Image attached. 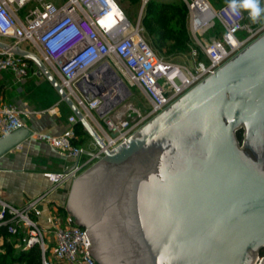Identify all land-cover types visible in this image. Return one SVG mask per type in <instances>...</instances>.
I'll return each instance as SVG.
<instances>
[{
  "label": "water",
  "instance_id": "obj_1",
  "mask_svg": "<svg viewBox=\"0 0 264 264\" xmlns=\"http://www.w3.org/2000/svg\"><path fill=\"white\" fill-rule=\"evenodd\" d=\"M0 49L34 63L102 147L37 53L1 40ZM100 69L110 87L96 110L103 118L131 90L109 63ZM76 87L87 100L105 91L92 76ZM31 136L22 127L1 138L0 158ZM97 157L72 181L65 206L86 230L97 264H257L264 251V33Z\"/></svg>",
  "mask_w": 264,
  "mask_h": 264
},
{
  "label": "built area",
  "instance_id": "obj_2",
  "mask_svg": "<svg viewBox=\"0 0 264 264\" xmlns=\"http://www.w3.org/2000/svg\"><path fill=\"white\" fill-rule=\"evenodd\" d=\"M34 0H0V40L11 39L12 45L37 40L39 55L48 69L58 76L68 96L95 129L103 145L88 151L75 144V126L78 118L73 113L68 127L60 135L44 134L40 139L59 150L66 158L75 159L77 165L64 172H48L53 186L72 183L83 171L95 164L106 150H114L131 138L151 119L165 111L190 92L207 77L213 75L231 58L264 33V26L247 28L246 15L241 9L234 13L229 3L214 9L206 0V6L194 9L197 0L190 4L192 23L202 18L203 12L212 11L222 25L221 38L202 40L196 38L197 47L192 50L193 66L170 62L159 57L142 35L141 21L136 24L128 18L116 0H67L59 7L48 0H37L42 8L32 10L26 19L19 15ZM151 0H142L146 6ZM259 22V17L255 21ZM246 31L240 38L238 33ZM113 59L111 65L108 60ZM109 63L117 74L130 86H139L148 96L151 108L142 112L133 105L101 118L93 113L103 104L102 96L108 90L87 100L77 89L81 81L93 80L101 73L100 68ZM12 71L21 81L30 73L40 74L31 63L8 51L0 49V72ZM113 113V114H112ZM25 127L21 111L13 104L0 105V139ZM91 154L97 155H91ZM86 159L80 163V159ZM46 196L15 206L0 198V229L10 236L23 235V250L39 246L41 264H54L48 257L51 252L59 264H97L88 253L86 230L70 218L53 215L49 225L43 220L42 203ZM52 238L48 241L45 233ZM54 245L51 246L52 243ZM262 255L257 264H259Z\"/></svg>",
  "mask_w": 264,
  "mask_h": 264
},
{
  "label": "crops",
  "instance_id": "obj_3",
  "mask_svg": "<svg viewBox=\"0 0 264 264\" xmlns=\"http://www.w3.org/2000/svg\"><path fill=\"white\" fill-rule=\"evenodd\" d=\"M222 35L202 40L219 39ZM196 47L195 41L192 50ZM24 49L35 52L28 48ZM108 61L113 65V59ZM30 63L34 69H37L34 63ZM55 76L58 78L56 74ZM43 81L48 83L41 74L30 73L27 78L20 81L12 71L0 72V105L13 104L17 106L21 111L25 127L32 131V136L29 139L0 158V198L22 207L28 201L45 195L46 198L42 203V222L48 226L53 215L62 216L63 212L66 215L65 218L69 217L65 206L71 184L66 183L55 187L47 178L46 173L68 171L75 166L77 160L66 158L59 150L40 139V136L44 134H62L70 127L68 119L73 114L52 86V90L47 92L49 97L47 96L46 88L42 87ZM93 82L103 86L104 90L110 88L106 86L107 81L102 79L101 73L95 76ZM125 83L129 89L139 87L130 86L127 81ZM141 92L149 100L142 89ZM131 97L132 92L127 100ZM125 102L124 106L122 104L116 111L124 110L128 105L136 107L131 101L128 105ZM93 115L104 125L96 112ZM75 128L77 133L75 144L88 151H94L97 145L83 125L79 123ZM85 159L86 157H82L80 163ZM7 235L5 229H0V252L5 253L4 245L7 243L12 244L16 250H21L24 243L23 235L12 237Z\"/></svg>",
  "mask_w": 264,
  "mask_h": 264
},
{
  "label": "rangeland",
  "instance_id": "obj_4",
  "mask_svg": "<svg viewBox=\"0 0 264 264\" xmlns=\"http://www.w3.org/2000/svg\"><path fill=\"white\" fill-rule=\"evenodd\" d=\"M53 2L56 7L61 6L67 0H48ZM168 7H163L160 4H152L150 7H143L142 0H116L121 9L125 12L132 23L136 24L141 20L142 35L157 55L164 60L179 63L183 65H192L194 57L192 54V46L199 39H211V37H220L224 29L212 11H208L198 21L192 23L191 10L189 4L193 0H166ZM214 9H219L223 5L230 2V0H207ZM260 7L264 8V0H260ZM42 8V4L34 0L23 8L19 15L22 19L34 9ZM246 15L245 25L247 28L257 29L264 26V12L259 16V22L256 23L250 18L249 10L241 9ZM187 35L186 47H178L176 43L182 40ZM247 35L246 31L238 33L240 38ZM182 38V39H181ZM6 43L13 44L11 39H4ZM20 47L28 48L35 53L41 54V48L37 40L31 42H23ZM30 51V50H29ZM43 81V88H46V94L52 90V85L49 81ZM52 86V87H51ZM132 97L125 102L126 105L131 101L142 112H147L151 108V102L145 98L139 87H131ZM49 97V95L47 94ZM124 106V104H123ZM65 217V213H61ZM70 220L74 221L70 216ZM46 239L49 241L51 235L46 232ZM3 244V241H2ZM5 244V243H4ZM54 243L51 244L54 245ZM1 245V244H0ZM7 256H11L13 251L5 249ZM18 254L19 251L14 252ZM49 259L54 264H59L55 256L49 252ZM19 264V263H15ZM22 264V263H20Z\"/></svg>",
  "mask_w": 264,
  "mask_h": 264
},
{
  "label": "trees",
  "instance_id": "obj_5",
  "mask_svg": "<svg viewBox=\"0 0 264 264\" xmlns=\"http://www.w3.org/2000/svg\"><path fill=\"white\" fill-rule=\"evenodd\" d=\"M152 4H160L164 8L168 7V2L166 0H151L146 7H150ZM187 35L180 41L176 43L178 47H186L187 43ZM239 138H242V133H239ZM6 231V230H5ZM7 233V232H6ZM7 236H10L9 234ZM12 237V236H11ZM5 249H8L9 251H13V254L11 256H7L6 253L0 252V264H15V263H22V264H41L42 261V254L41 249L39 246H35L29 250H16L12 244L7 243L4 245ZM19 251L18 254H15L14 252Z\"/></svg>",
  "mask_w": 264,
  "mask_h": 264
},
{
  "label": "clouds",
  "instance_id": "obj_6",
  "mask_svg": "<svg viewBox=\"0 0 264 264\" xmlns=\"http://www.w3.org/2000/svg\"><path fill=\"white\" fill-rule=\"evenodd\" d=\"M229 7L234 13L238 12V9L249 10L253 21L264 12V8L260 7V0H230Z\"/></svg>",
  "mask_w": 264,
  "mask_h": 264
},
{
  "label": "bare ground",
  "instance_id": "obj_7",
  "mask_svg": "<svg viewBox=\"0 0 264 264\" xmlns=\"http://www.w3.org/2000/svg\"><path fill=\"white\" fill-rule=\"evenodd\" d=\"M206 0H197V4L194 5V9L197 11L200 8H204L206 6ZM200 7V8H199ZM208 11L203 12L202 17L204 16V14H206Z\"/></svg>",
  "mask_w": 264,
  "mask_h": 264
},
{
  "label": "flooded vegetation",
  "instance_id": "obj_8",
  "mask_svg": "<svg viewBox=\"0 0 264 264\" xmlns=\"http://www.w3.org/2000/svg\"><path fill=\"white\" fill-rule=\"evenodd\" d=\"M261 255H264V251L262 250Z\"/></svg>",
  "mask_w": 264,
  "mask_h": 264
}]
</instances>
